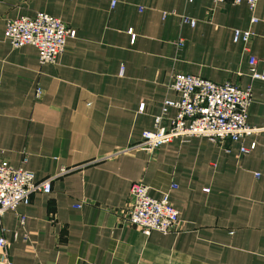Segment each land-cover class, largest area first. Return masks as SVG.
Masks as SVG:
<instances>
[{"label":"crops","instance_id":"0c3cea01","mask_svg":"<svg viewBox=\"0 0 264 264\" xmlns=\"http://www.w3.org/2000/svg\"><path fill=\"white\" fill-rule=\"evenodd\" d=\"M39 11L76 30L52 63L4 36L7 19ZM235 29L250 30V40L233 41ZM251 56L261 70L264 0L253 12L213 0H0V163L52 178L49 192L0 216V256L12 264H264V80L250 76ZM176 73L249 87L253 131L225 146L193 136L152 154L133 148L163 101L179 98L169 86ZM175 113L168 109L165 126ZM137 180L153 196L168 192L179 213L174 231L120 223Z\"/></svg>","mask_w":264,"mask_h":264},{"label":"built area","instance_id":"2783aa9c","mask_svg":"<svg viewBox=\"0 0 264 264\" xmlns=\"http://www.w3.org/2000/svg\"><path fill=\"white\" fill-rule=\"evenodd\" d=\"M213 1L234 4L245 2L253 12L258 0ZM181 19L190 25L195 23L187 16H181ZM250 21L254 23L258 19L252 15ZM4 36L13 48L27 44L34 46L38 51L39 62L45 64L55 61L65 49L67 39L76 36V30L67 26L59 17L39 11L34 15L7 19ZM251 36L250 30L233 31L235 42H248ZM182 44V39H179L178 45ZM249 74L253 79L264 80V66L257 70L254 56L249 58ZM169 86L179 93V98L163 101L160 114L154 117L153 128L144 130L141 139L132 145L133 148L152 154L159 146L173 139L186 141L193 136L204 137L225 146L226 140L236 142L253 131V128L247 125L248 106L252 99L249 87H241L230 81L215 83L189 73L174 74ZM40 94L41 89L37 88L36 96ZM170 107H174L176 113L170 118L168 126H165L163 116ZM142 108L143 104L139 109ZM254 147L253 142L249 145L241 144L239 151L247 153ZM61 170L66 171L67 168ZM51 179H37L30 169L0 163V216L7 210L15 211L19 203L29 202L32 192H49ZM128 197L126 207L118 212L122 213V225L138 227L144 234H149L151 230L169 233L177 227L179 213L170 202L167 191L162 192L160 196H153L148 191V185L137 180L131 183ZM78 206L79 204H76V207ZM5 244L6 241L0 238V247L4 248ZM2 251L0 264H12L7 253Z\"/></svg>","mask_w":264,"mask_h":264}]
</instances>
